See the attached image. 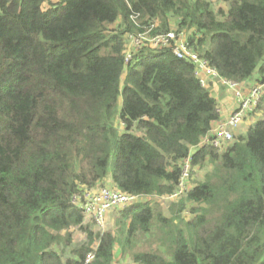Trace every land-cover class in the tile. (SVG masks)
<instances>
[{"label":"trees","instance_id":"16d2710c","mask_svg":"<svg viewBox=\"0 0 264 264\" xmlns=\"http://www.w3.org/2000/svg\"><path fill=\"white\" fill-rule=\"evenodd\" d=\"M223 3L0 0V264H112L116 248L133 264H264V92L245 134L200 148L219 106L192 63L148 43L183 35L219 78L256 73L264 89V0ZM187 159L212 169L170 220L139 203L116 210L114 232L83 227V190L168 196ZM155 230L165 255L134 253Z\"/></svg>","mask_w":264,"mask_h":264},{"label":"built area","instance_id":"2783aa9c","mask_svg":"<svg viewBox=\"0 0 264 264\" xmlns=\"http://www.w3.org/2000/svg\"><path fill=\"white\" fill-rule=\"evenodd\" d=\"M143 40V37L139 38V47L143 46ZM148 43L151 49L172 48L173 54L177 59H185L192 63L194 65V75L199 79L201 86L207 87L210 80H216L233 93L235 106L231 114L226 119L217 122L213 127L214 130L212 135L209 136L210 132H212L210 131L208 136L201 140L199 147L201 148L202 146L209 145L216 149H221L226 144L232 142V132L240 127L247 115L254 110L264 92L263 87L259 84H255L248 92H245L240 86L222 80L212 69L207 67L203 60L199 59L197 55L188 48L185 38L179 37L176 39L174 33L159 35L152 40H148ZM188 165L189 159L185 161L182 167L181 180L177 189L168 196H135L122 193L115 188H102L93 192L85 191L84 195L83 190L80 195L72 199V202L79 207L84 218L90 220L96 227L102 228L107 213L114 209L118 210L119 207L126 208L130 205L139 203L149 204L148 201L152 198L164 200L166 202L178 201L187 191L186 186L184 187V183L188 178ZM92 259L93 255L89 254L86 258V263H89Z\"/></svg>","mask_w":264,"mask_h":264},{"label":"rangeland","instance_id":"374dc122","mask_svg":"<svg viewBox=\"0 0 264 264\" xmlns=\"http://www.w3.org/2000/svg\"><path fill=\"white\" fill-rule=\"evenodd\" d=\"M224 0H213L211 1V3L213 4L214 8L217 6H221L222 8L225 7ZM173 31H175V29L173 28ZM182 38H184L183 35H181ZM253 77H258V75L255 73L253 75ZM253 79V78H252ZM255 109V108H254ZM260 115L254 114L253 111L251 113H249L247 115V117L244 119V121L242 122V126L239 128H237L234 132H232L233 135V140L238 138L240 134H245V132L248 129V125L252 124L253 122H255V120L257 118H259ZM214 128L211 130L212 132H210V135H212ZM232 140V141H233ZM232 143V142H230ZM203 145V144H202ZM229 145V144H226ZM226 145L219 149V150H223ZM211 165L209 164H204L202 166L199 167H195L193 169H191V167H187V171H188V178L186 180V182L184 183V187L186 186L187 189H190L192 187L193 184L195 183H201L204 179V176L207 172L211 171ZM106 184H109V181L106 182ZM111 186L108 187H104V188H110ZM102 189L101 187H97L93 190H84L83 195L85 194V191L88 192H93L96 190ZM149 204H151L152 206H157V208H159V211L161 212L162 216L168 220H170L172 218V214L170 212V207H173L175 205H177L180 201H176V202H166L164 200H160V199H155L152 198L151 200L148 201ZM124 208V207H119V209ZM118 209V210H119ZM117 212L115 209L111 210L110 212L107 213L106 217H105V223L103 225L102 228H98L96 227L90 220L84 218L83 220V227H89V230L91 232H93L94 235H101L104 232H114L115 231V219H116V215ZM179 219L182 220H188L190 218H192V216H190L189 214H187L186 212H182L180 214V216L178 217ZM174 224H176L175 226H173ZM173 225L172 228H178V226L181 225L182 228V224L179 221L173 220ZM69 232L71 233V238L73 240V245L78 246L81 244L86 243V237L85 234L79 230L76 227H73L69 230ZM165 241H163V233L159 230H155L153 233H151L148 236L143 237L134 247V249L132 250L134 253L135 252H145V251H157L163 255H165V251L167 249V247L163 244ZM115 256H114V260L112 264H133L132 260L130 258V255H119L118 253V249H115ZM166 259L170 261V257L166 256Z\"/></svg>","mask_w":264,"mask_h":264},{"label":"crops","instance_id":"0c3cea01","mask_svg":"<svg viewBox=\"0 0 264 264\" xmlns=\"http://www.w3.org/2000/svg\"><path fill=\"white\" fill-rule=\"evenodd\" d=\"M256 77H253L252 80H250L247 83L242 84L240 86L243 89H246L250 85L256 84ZM212 97L216 100L218 106H219V112H220V120L226 119L232 112L235 106V101L233 98V93L229 91L225 86L221 85L220 82L216 80H210L208 82L207 87ZM215 123L212 128L216 125ZM249 124L248 126H250ZM242 125H240L241 127ZM239 127V128H240Z\"/></svg>","mask_w":264,"mask_h":264}]
</instances>
